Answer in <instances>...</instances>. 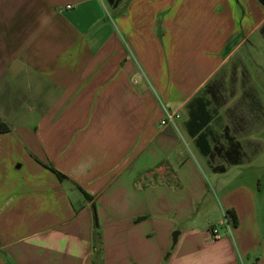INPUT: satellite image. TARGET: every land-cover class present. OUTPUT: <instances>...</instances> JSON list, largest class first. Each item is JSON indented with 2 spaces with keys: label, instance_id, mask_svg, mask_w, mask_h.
Listing matches in <instances>:
<instances>
[{
  "label": "crops",
  "instance_id": "obj_1",
  "mask_svg": "<svg viewBox=\"0 0 264 264\" xmlns=\"http://www.w3.org/2000/svg\"><path fill=\"white\" fill-rule=\"evenodd\" d=\"M154 2L121 0L113 19L106 0H0V264H264V195L247 181L260 178L241 173L262 148L261 102L240 88L224 100L223 39L186 62L180 23L152 27ZM248 15L239 2L227 46ZM194 107L211 116L198 134Z\"/></svg>",
  "mask_w": 264,
  "mask_h": 264
},
{
  "label": "rangeland",
  "instance_id": "obj_2",
  "mask_svg": "<svg viewBox=\"0 0 264 264\" xmlns=\"http://www.w3.org/2000/svg\"><path fill=\"white\" fill-rule=\"evenodd\" d=\"M152 1L155 2L151 6L157 9L152 17V27L155 26L158 31L166 27L171 32L173 31V27L180 23L184 41V60L186 59V62L191 58H195V55H197L196 52L199 54V57H203L205 61H209V57L213 54L210 48L207 49V47L211 46L210 40L215 39L220 42L223 39L219 48L224 49L225 46L228 47L227 54L224 55L226 57L229 55V57H227L223 69L214 74V79L217 76L222 79L218 87L220 95L224 100L230 98L233 93L239 92V88L244 93H251L260 100L261 118L257 136L261 138L262 148L259 150V154L253 158V163L245 162L241 167V173L248 179L250 175L256 174L260 180L255 181L254 179H249L247 181L250 185L256 187V191L259 192L261 190L260 193L264 195V35L261 33L260 28L252 30V26H255V23L261 17H264V6L258 0H211L215 5H219L218 10H216V13L219 12V14H215L208 8V2L210 0ZM239 2H245L249 13L247 21L243 24L244 30L246 29V31L242 35H236L227 46L225 40L229 35L226 36V33L230 34L234 29L235 31L242 29V23L238 21L236 24L235 20V13ZM121 8L126 10L125 3ZM118 10L117 8L111 7V5L108 6V11L113 19H116ZM231 14L234 16V22L229 29L230 32H226L225 27L220 29L217 24L221 21L220 18L223 15L230 17ZM216 15H220V17L216 18ZM222 31L225 37L221 35ZM238 78L245 80L244 83L238 84ZM157 97L160 106L163 109H167L161 98H159L160 96L158 95ZM229 110L231 109H228L226 113ZM237 115L239 116V114ZM235 117L237 116L235 115ZM223 119L224 117L221 116L215 126L222 128L224 125ZM252 127L253 124L250 123H243L241 125L237 123L235 126V128L242 129L243 132L252 130ZM185 141H188V139H185ZM185 147L193 148L194 151L198 152L195 145L191 146L188 143ZM202 166L206 175L210 177L205 164H202ZM259 182L261 186L258 185ZM229 211H224L223 223L227 230H229L230 226V230L232 231L234 224L232 223ZM228 222L229 225L227 224Z\"/></svg>",
  "mask_w": 264,
  "mask_h": 264
},
{
  "label": "trees",
  "instance_id": "obj_3",
  "mask_svg": "<svg viewBox=\"0 0 264 264\" xmlns=\"http://www.w3.org/2000/svg\"><path fill=\"white\" fill-rule=\"evenodd\" d=\"M106 1L111 6H117L121 2V0H106ZM258 1L264 6V0H258ZM261 31L264 35V25L262 26ZM207 114H208V112L205 111V107H203V108H198V107L192 108L189 127L194 125V128H195L194 130H196L197 134L200 130H203L207 127V125L211 119V116L207 117ZM10 131H11L10 125L0 117V134L9 133ZM199 140H201L206 146V147L201 146V150L204 152V154L208 155V154L212 153V149H208L209 145H208L207 134H205L204 132L201 133L199 135ZM215 151L221 153L224 150H222V149L216 150L215 149ZM224 153H225V156L227 157V159L230 160L231 156L229 154V150H225ZM222 169H225V167H222ZM55 172H57V174L61 175V173H59L58 171H55ZM229 214L231 215L232 223L234 225H236L238 223V220H237V215H236L235 211L230 210ZM94 236L96 238H99L101 236L100 225L98 222V216H97L96 211H94Z\"/></svg>",
  "mask_w": 264,
  "mask_h": 264
},
{
  "label": "built area",
  "instance_id": "obj_4",
  "mask_svg": "<svg viewBox=\"0 0 264 264\" xmlns=\"http://www.w3.org/2000/svg\"><path fill=\"white\" fill-rule=\"evenodd\" d=\"M72 6H68V8H71ZM164 117L161 120V125L162 126H172L177 130V122L180 119V115L178 113L172 112L168 109H164ZM229 225V222L227 223ZM213 237L214 238H220V234L217 230V228H214L213 230ZM230 226H229V232H230Z\"/></svg>",
  "mask_w": 264,
  "mask_h": 264
}]
</instances>
